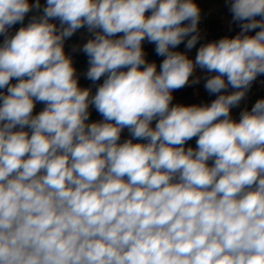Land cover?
I'll use <instances>...</instances> for the list:
<instances>
[{
	"label": "clouds",
	"instance_id": "obj_1",
	"mask_svg": "<svg viewBox=\"0 0 264 264\" xmlns=\"http://www.w3.org/2000/svg\"><path fill=\"white\" fill-rule=\"evenodd\" d=\"M226 3L193 59L195 0H0V264H264V0Z\"/></svg>",
	"mask_w": 264,
	"mask_h": 264
},
{
	"label": "crops",
	"instance_id": "obj_2",
	"mask_svg": "<svg viewBox=\"0 0 264 264\" xmlns=\"http://www.w3.org/2000/svg\"><path fill=\"white\" fill-rule=\"evenodd\" d=\"M30 2H34V0H30ZM195 2L202 9V12H203L205 20H206L207 31L210 32L211 34H213L217 39H220L224 36H235L240 31L239 25H237L236 23H233L231 20V13L228 10V5L226 3V0H195ZM44 3H45V0H41V5H43ZM34 14H37V13L35 11L32 13H29V15H28V17H26L24 23L26 24L28 22V19H30V17ZM210 24H213L214 27L216 26L217 29L215 31H210V29H209ZM17 25L19 27L21 26L20 24H17ZM76 34H77V36H76L74 44H82L88 38L87 30L84 28L80 29ZM251 34H254V33H251ZM0 40H1V37H0ZM146 43L148 44L149 50H151V49L154 50L155 46L153 44H149L148 42H146ZM200 45L201 44L198 43L195 48H193L191 51H188L185 48L184 44L182 43L180 46H178V49H176V50L187 52L188 56L190 58L194 59V57L196 55V51ZM65 50H66V52H68L70 54L71 53V45H66ZM149 50L145 53L147 54L149 52ZM78 54H82V53H78ZM147 60L149 62H153V61L156 62L157 66H158V70H159L160 56H157L156 53L153 52V53H150V57ZM196 74L197 75H203V73H201L199 69H197ZM78 75H80V85L82 87L91 86V82L88 81L87 79H85L83 74H78ZM13 82H15V81H13ZM186 88L191 89L192 97L198 103H204L206 101H208L209 103L211 102L212 97L205 91V89L203 87V81H201V83L198 85H194V86H190V87H186ZM248 94L251 95L250 107L253 105V101L256 100V96H258L257 97L258 99L264 98L262 93L255 88L254 84L252 85ZM173 96H174L173 103H183V104L186 103V101L183 98L179 97V95L176 93V91L173 93ZM43 107L44 106L42 104H37L34 110H42ZM232 116L236 120L239 119V114H238L237 108L232 109ZM99 119H101V117L99 116V114L97 112L93 113L92 116L90 117V120H99ZM122 137H128L127 130L124 131V133L122 134Z\"/></svg>",
	"mask_w": 264,
	"mask_h": 264
},
{
	"label": "trees",
	"instance_id": "obj_3",
	"mask_svg": "<svg viewBox=\"0 0 264 264\" xmlns=\"http://www.w3.org/2000/svg\"><path fill=\"white\" fill-rule=\"evenodd\" d=\"M236 24L239 25L238 23H236ZM209 29H210V31H215L217 29V27L216 26L214 27L213 24H210ZM146 42L147 41H145L144 42V45H143L145 52H147L149 50L148 44ZM153 52H155L153 49L149 50V52L146 54V59H148L150 57V53H153ZM70 54L73 57V62H74V66L77 69V73L78 74H83L84 72H86L87 67H88L86 55H84L83 53L82 54L70 53ZM94 91H95V87L93 86V92ZM176 93L179 95V97L183 98L186 101L185 104H194V103L199 104L195 99H193V97H192V91H191L190 88H186L185 87L183 89L177 90ZM211 97H212L211 98L212 100L215 99V96H211ZM257 97L258 96H256V100L258 99ZM256 100L253 101V105H254V103H255ZM204 103H209V102L206 101ZM251 107L249 108V110L251 109ZM39 111H41V110H34V114L38 113ZM95 112L96 111L93 110L91 112V116ZM127 138H129V137H121V140L123 141L124 139H127ZM134 142H136V141H134ZM188 145H190L192 147H195V138H193V140L189 141L188 142Z\"/></svg>",
	"mask_w": 264,
	"mask_h": 264
},
{
	"label": "built area",
	"instance_id": "obj_4",
	"mask_svg": "<svg viewBox=\"0 0 264 264\" xmlns=\"http://www.w3.org/2000/svg\"><path fill=\"white\" fill-rule=\"evenodd\" d=\"M200 7V6H199ZM201 9V8H200ZM187 23V22H186ZM19 26L15 25L10 31L12 33H14L16 30H18ZM199 28L201 31V40L199 41V44H203V43H207V42H211L213 40H218L213 34H211L210 32L207 31L206 29V20L204 17V14L202 12L201 9V21L199 24ZM77 34H74L73 37H71L68 41H66L67 45H72L75 43V39H76ZM2 40V37H1ZM163 57H160V63L162 62ZM255 88L260 91L264 97V76L261 75L257 78V80L253 83ZM251 95H249L248 93L246 94V97L244 100H242L240 106L237 108L238 110V114L239 112L246 108H249L251 105V99H250ZM94 109H90V111L92 112Z\"/></svg>",
	"mask_w": 264,
	"mask_h": 264
},
{
	"label": "water",
	"instance_id": "obj_5",
	"mask_svg": "<svg viewBox=\"0 0 264 264\" xmlns=\"http://www.w3.org/2000/svg\"><path fill=\"white\" fill-rule=\"evenodd\" d=\"M78 53H81V52H78Z\"/></svg>",
	"mask_w": 264,
	"mask_h": 264
}]
</instances>
